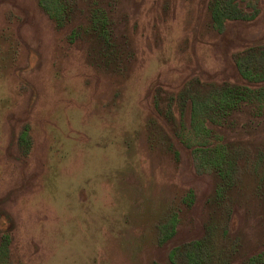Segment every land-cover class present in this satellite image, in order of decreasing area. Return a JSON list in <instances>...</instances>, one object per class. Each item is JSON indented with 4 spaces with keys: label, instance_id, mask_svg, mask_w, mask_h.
Here are the masks:
<instances>
[{
    "label": "rangeland",
    "instance_id": "1",
    "mask_svg": "<svg viewBox=\"0 0 264 264\" xmlns=\"http://www.w3.org/2000/svg\"><path fill=\"white\" fill-rule=\"evenodd\" d=\"M40 1L0 0V246L9 262L185 264L198 241L229 264L264 258V113L247 107L195 137L187 107L179 126L176 102L196 80L247 84L236 59L264 45V0H240L244 14L222 20L213 0H113L124 46L115 71L89 57L98 44L69 39L89 18L86 0H74V22L62 28ZM214 146L225 147L228 180Z\"/></svg>",
    "mask_w": 264,
    "mask_h": 264
},
{
    "label": "trees",
    "instance_id": "2",
    "mask_svg": "<svg viewBox=\"0 0 264 264\" xmlns=\"http://www.w3.org/2000/svg\"><path fill=\"white\" fill-rule=\"evenodd\" d=\"M86 1L88 3L89 18L86 20V17V24L77 25L76 23L74 25L70 31L69 39L72 42L92 40L98 44V50H94V46H92V49L88 53L89 57L96 60L97 64H100L101 67L107 68L108 71H115L118 69L117 62L123 58L122 47L124 46L115 35L113 22L110 17L113 0ZM242 2L238 3L236 0H213L210 3V10L216 20H222L223 18L221 17L223 15L232 17L231 13L236 11L241 12L238 15L240 17L244 14L241 11ZM40 3L44 11L61 28L71 24L75 17V7L78 6L74 0H69L70 4L64 0H41ZM69 7L71 8L68 10ZM248 49L244 57L239 55L236 59L238 70L247 84H235L233 91H229L222 88H214L213 84L196 80L191 82L190 86L183 89L182 93H180V99H176V102H179L183 108L181 112L183 117L179 123L182 130L186 129V119L184 117L187 114L184 112L186 107L191 116L189 123L187 120V125L193 128V133H196L195 137L199 136V132L206 133L208 129L207 124L221 125V122L230 118L233 113H241L247 107L252 110V114L256 118L263 115L264 45L249 47ZM23 135H28V131H23ZM175 136L189 147L188 143H185V139H188L190 135L177 132ZM213 148V151L215 150V153L218 155V161L215 163L216 169L222 178L228 180L233 172L231 171V167L230 169H226L225 167L226 162H228L225 156V147H220V150L218 149L217 151V147L214 146ZM196 149L200 150L202 148L199 146ZM194 244L195 246L191 250L193 253H185L186 255L183 259L185 264H229L222 253L220 256L210 253L212 251H210L209 247L205 248V244L199 241ZM0 264H11L9 262L7 242H3L0 246ZM244 264H264L263 255L261 253L253 255L244 261Z\"/></svg>",
    "mask_w": 264,
    "mask_h": 264
}]
</instances>
